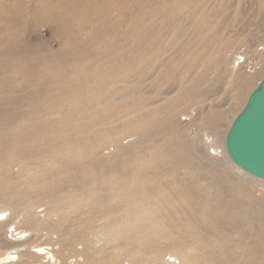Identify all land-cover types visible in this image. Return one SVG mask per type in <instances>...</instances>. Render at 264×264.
Returning a JSON list of instances; mask_svg holds the SVG:
<instances>
[{
  "label": "rangeland",
  "instance_id": "obj_1",
  "mask_svg": "<svg viewBox=\"0 0 264 264\" xmlns=\"http://www.w3.org/2000/svg\"><path fill=\"white\" fill-rule=\"evenodd\" d=\"M254 49H264V0H0V166L62 161L17 178L0 169V200L22 205L7 216L35 197L66 205L65 226L84 213L137 215L123 223L120 264L155 252L174 264L170 251L195 264H264V184L231 167L220 180L177 148L184 136L208 156L202 117L224 113L226 131L258 78L228 74ZM48 235L58 250L57 233L38 234Z\"/></svg>",
  "mask_w": 264,
  "mask_h": 264
},
{
  "label": "bare ground",
  "instance_id": "obj_2",
  "mask_svg": "<svg viewBox=\"0 0 264 264\" xmlns=\"http://www.w3.org/2000/svg\"><path fill=\"white\" fill-rule=\"evenodd\" d=\"M260 50L254 49V51H252V54L256 56L253 57L252 62H256V65H258L259 68L253 72L254 74H248L246 68L243 66L244 64L241 63L232 68L234 72L231 71L229 74L227 73L229 76L227 79L229 81L241 84L248 82L249 77L257 75L258 78L256 80V85L252 90L250 89L249 95L264 77V49ZM241 99L242 97L236 98L232 105L234 106L235 104H238ZM242 108L236 112L231 122L228 123L226 131L218 126V123L220 124V122L227 116L224 115V113L215 112L208 117H202V120L204 121L201 125V127H203L202 129H204V132H211V135L201 133L203 131H199L198 133L200 134L201 145L208 150V156L202 153L200 146H196L193 142L187 143L184 136H179V144L177 148L184 151L185 157L189 160H194L199 157L201 160L200 165L210 169V172L220 180H226L225 176L230 167L231 169L244 173L243 176H241V179H245L246 181L252 180L248 177L255 179V176L245 172L232 161L225 146L227 132L234 118ZM228 109H230V107ZM229 112H235V108L234 110L230 109ZM174 123H178L176 118L169 122L172 132H177L182 129L181 125L175 126ZM181 124H183V122ZM203 152H205V150ZM47 160L50 161L49 166H45L43 163L24 162L20 164L19 162L20 166H18L21 171H18L19 173L16 174L9 172V165L5 167L0 166V169H7L9 175L15 178L24 177L36 172L45 174L47 171L53 173L61 170V165L57 164L62 162L59 156H54ZM38 165L40 167L36 169V166ZM66 169L67 168H62V173H66ZM256 179L264 184L263 179L257 177ZM72 201L74 202L75 207L77 205L81 206L82 204V200L80 201V199ZM37 202L39 204L40 202H44L45 205H48L51 209H45V211L38 213L34 211L36 205H38ZM16 205L18 204L11 202V198L0 200V264H120L122 251L120 243L122 240L123 223L125 222L127 224L128 222H134L137 220V215L135 217H130L128 215V217L125 218L123 215L118 214L117 211L111 210L109 213L106 212L100 216H96V219L93 218L94 216H91L90 213H84L85 218L83 221L79 219L77 220V224L65 226L64 221L67 220L70 215L65 207L66 205L63 206L61 203L54 204V200L51 198L35 197L30 202H27L24 205L25 207H23L24 210L19 211L13 218L12 216L10 217L11 213L7 216V213L11 210L10 207L16 208ZM18 206L22 205L19 204ZM42 213L44 214L42 215ZM52 214L58 216L59 220L53 221L50 219ZM146 217V215L142 216V218ZM19 218L22 219H20V222L17 224L16 222ZM96 220L98 223L97 229L94 230L93 227L91 228L92 231H87L86 226L90 223H96ZM84 223H87V225ZM76 226L77 228L75 229ZM11 228L12 230L15 228V232H12L13 238L10 240L8 237L9 231L6 232V230ZM45 230H48L49 234L51 232L58 234L57 243L61 244L58 250L55 248L56 243H54V240L51 239L49 235L44 242H41L42 239L38 234ZM78 243L84 244L83 251L76 248ZM100 253L103 254V256L98 258ZM134 254L135 252L130 253L128 256L132 257ZM167 255H170L171 262L174 264H195L194 259L189 258L185 253L170 251ZM78 257L85 258L84 262L80 263ZM74 258V262H68L69 259L73 260ZM160 259L161 256L155 252V254L150 256L147 261L145 260L143 262H140L136 256L134 264H159Z\"/></svg>",
  "mask_w": 264,
  "mask_h": 264
},
{
  "label": "water",
  "instance_id": "obj_3",
  "mask_svg": "<svg viewBox=\"0 0 264 264\" xmlns=\"http://www.w3.org/2000/svg\"><path fill=\"white\" fill-rule=\"evenodd\" d=\"M225 146L237 166L264 180V77L234 118Z\"/></svg>",
  "mask_w": 264,
  "mask_h": 264
},
{
  "label": "built area",
  "instance_id": "obj_4",
  "mask_svg": "<svg viewBox=\"0 0 264 264\" xmlns=\"http://www.w3.org/2000/svg\"><path fill=\"white\" fill-rule=\"evenodd\" d=\"M237 65H239V63L241 64H245L246 65V70L248 72L253 73L255 70H258V65H256V62H252V59H249L248 57H240L237 60ZM171 260V259H170Z\"/></svg>",
  "mask_w": 264,
  "mask_h": 264
}]
</instances>
